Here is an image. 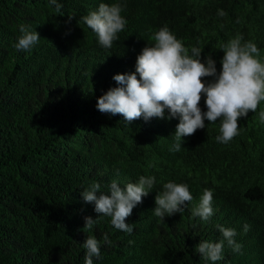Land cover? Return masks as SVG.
Returning <instances> with one entry per match:
<instances>
[{
  "label": "trees",
  "instance_id": "trees-1",
  "mask_svg": "<svg viewBox=\"0 0 264 264\" xmlns=\"http://www.w3.org/2000/svg\"><path fill=\"white\" fill-rule=\"evenodd\" d=\"M57 2L60 12L50 0H0V264H85L86 237L105 234L111 245L101 243L93 264H264V101L239 118L229 143L216 141L219 119L205 120L178 152L170 148L179 118L141 117L129 125L97 109V98L116 86L113 76L134 72L142 48L164 25L189 54L199 47L202 62L211 55L217 72L221 47L237 34L264 60V0ZM116 2L125 5L127 25L104 48L83 17ZM21 24L40 35L30 51L15 47ZM141 175L155 177L154 197H142L126 218L131 234L108 216L83 229L85 217L99 215L83 191L99 182L107 192L113 180L124 188ZM169 181L186 183L193 199L162 220L154 215L155 197ZM205 189L213 190L208 221L192 215ZM218 225L235 228L242 248L234 252L225 241L223 259L212 262L195 248L223 239Z\"/></svg>",
  "mask_w": 264,
  "mask_h": 264
},
{
  "label": "clouds",
  "instance_id": "clouds-1",
  "mask_svg": "<svg viewBox=\"0 0 264 264\" xmlns=\"http://www.w3.org/2000/svg\"><path fill=\"white\" fill-rule=\"evenodd\" d=\"M50 3L55 5L57 12L61 11L62 4L57 0H50ZM124 9L125 5L120 2L100 3L97 10L83 17L104 48H111L113 41L118 39L117 34L126 27L127 20L121 15ZM218 14L226 15L223 10ZM19 31L21 35L16 49L32 50L40 40L39 33L24 24L19 26ZM152 39L154 44H146L137 56L134 72L113 76L116 86L97 98V109L101 113L120 114L129 125L141 117L145 121L153 117L169 120L179 118L174 133L176 143L170 151H180L182 139L193 135L197 129L205 128V120L215 123L219 119L221 134L216 137V141L229 143L239 134V118L247 117L249 111L256 112L264 101V60L257 45L252 41H244L243 36L237 34L221 47L224 52L222 68L217 72L211 55L202 62L203 49L199 47H192L189 54V49L167 25L156 31ZM205 77L213 79L205 81ZM202 96L205 97L207 111L201 110ZM259 122L264 124V110L259 112ZM154 184V176L144 175L135 182L124 184V188L113 180L107 192L101 191L99 182L92 183L81 195L86 203H94V211L99 215L95 219L85 217L83 229L91 231L98 223V217L108 216L116 229L131 234L134 225L127 223L126 218L131 216L135 206L142 203V197H154L149 193ZM192 199L186 183L169 181L163 185L162 192H157L154 215L164 220L166 215L182 213L184 207L181 205ZM212 201L213 190L205 189L192 215L208 221L214 214ZM217 227L223 239L218 242L200 241L195 248L205 260L212 262L223 259L225 241L234 252L242 248L235 240V228ZM248 228L245 225L244 231L247 232ZM101 243L111 245L106 234L102 240L95 236L86 237L83 243L86 249L85 264H93V257L100 258Z\"/></svg>",
  "mask_w": 264,
  "mask_h": 264
}]
</instances>
